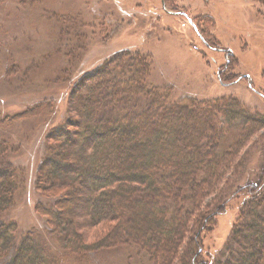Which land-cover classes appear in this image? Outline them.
<instances>
[{
  "label": "trees",
  "instance_id": "16d2710c",
  "mask_svg": "<svg viewBox=\"0 0 264 264\" xmlns=\"http://www.w3.org/2000/svg\"><path fill=\"white\" fill-rule=\"evenodd\" d=\"M194 25L203 46L220 53L214 37ZM230 53L224 52L225 70L237 63ZM68 60L62 73L70 84L69 116L46 134L33 184L41 198L34 210L45 218L57 251L35 229L19 233L7 219L16 202L18 170L6 161L13 147L0 139V264H83L92 255L124 248L144 254L143 264H202V243L214 217L248 189L260 191L242 201L223 247L206 264H264V219L259 216L264 180L241 186L232 181L239 176L237 160L258 125L264 127V118L253 117L235 98H174L171 88L152 84V62L140 52H118L74 77L68 75L75 67ZM52 111L53 103L45 100L18 115L0 112V130ZM218 190L222 203L204 207ZM139 207L157 215L139 221ZM102 226V237L85 238L86 231Z\"/></svg>",
  "mask_w": 264,
  "mask_h": 264
},
{
  "label": "rangeland",
  "instance_id": "374dc122",
  "mask_svg": "<svg viewBox=\"0 0 264 264\" xmlns=\"http://www.w3.org/2000/svg\"><path fill=\"white\" fill-rule=\"evenodd\" d=\"M194 23L214 37L220 53L203 46L192 29ZM70 48L75 52L64 53ZM127 50L146 54L152 62V84L171 88L178 100L235 98L253 117L264 118V98L260 95L264 93L262 0H0V112L18 115L45 100L53 103L50 115L0 130V139L13 147L6 161L18 170L16 202L7 219L15 222L19 233L38 231L53 252L57 251L56 242L45 218L34 210L41 198L33 184L46 134L64 125L69 116L66 99L70 84L62 70L70 58V67H75L68 75L74 77L78 71H92L112 55ZM227 50L231 51V61L237 60L233 70L221 68ZM86 51L82 66L76 68ZM11 67L17 73H8ZM247 75L249 79H244ZM227 77L230 82H226ZM258 126L251 144L237 160L235 174L239 176L232 179L236 186L264 180V127ZM154 139L149 138V142ZM159 140L166 138L161 134ZM221 193L216 191L204 207L222 203ZM251 193L256 194L248 189L238 200H228L226 210L214 217V226L202 243V264L219 253L239 206ZM136 215L140 221L157 214L139 207ZM259 216L264 219V203ZM135 228L142 231L141 225ZM103 234L102 226L84 236L91 241ZM185 245L182 252L186 254ZM138 254L137 249L104 251L83 264L145 263L144 254Z\"/></svg>",
  "mask_w": 264,
  "mask_h": 264
}]
</instances>
